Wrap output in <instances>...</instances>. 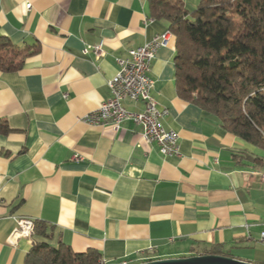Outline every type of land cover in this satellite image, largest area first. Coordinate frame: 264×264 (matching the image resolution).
<instances>
[{"label":"crops","instance_id":"obj_1","mask_svg":"<svg viewBox=\"0 0 264 264\" xmlns=\"http://www.w3.org/2000/svg\"><path fill=\"white\" fill-rule=\"evenodd\" d=\"M182 2L192 12L200 0ZM165 33L146 0H0V37L30 52L20 70H0L8 129H0V264H24L36 243L93 250L101 264L201 256L210 247L264 264V170L233 160L257 152L177 96L171 37L149 77L178 155L163 157L133 121L117 130L82 121L109 98L116 59ZM97 45L101 57L85 52ZM20 219L43 224L45 235L9 244Z\"/></svg>","mask_w":264,"mask_h":264},{"label":"trees","instance_id":"obj_2","mask_svg":"<svg viewBox=\"0 0 264 264\" xmlns=\"http://www.w3.org/2000/svg\"><path fill=\"white\" fill-rule=\"evenodd\" d=\"M151 18L167 24L174 42L177 96L218 121L256 154L233 155L264 170V0H200L189 12L182 0H146ZM30 52L0 37V70L16 72ZM0 129L7 132L5 123ZM45 226L34 223V232ZM230 257L219 247L200 254ZM24 264H101L93 250L33 244Z\"/></svg>","mask_w":264,"mask_h":264},{"label":"built area","instance_id":"obj_3","mask_svg":"<svg viewBox=\"0 0 264 264\" xmlns=\"http://www.w3.org/2000/svg\"><path fill=\"white\" fill-rule=\"evenodd\" d=\"M30 5H26L29 9ZM170 34L156 36L149 43L131 49L125 58L116 59L118 69L114 77L107 82L109 98L100 107L83 117L82 121L88 125H111L115 130L120 129L126 121H133L141 129V136L148 144H154L158 152L165 158L178 155V136L163 125V119L168 114L166 109H159L153 99L151 91L153 81L149 77L151 64L156 51L168 45ZM101 57V46L87 48ZM139 102L143 105L142 111L131 113L123 107L124 101ZM264 184V173L260 174ZM34 223L27 219H20L16 223L9 244H14L18 238H29L33 235ZM264 244V232L259 235ZM121 264H128L122 262Z\"/></svg>","mask_w":264,"mask_h":264},{"label":"water","instance_id":"obj_4","mask_svg":"<svg viewBox=\"0 0 264 264\" xmlns=\"http://www.w3.org/2000/svg\"><path fill=\"white\" fill-rule=\"evenodd\" d=\"M141 264H251V263L239 261L230 257L204 255V256H190L184 258L155 260Z\"/></svg>","mask_w":264,"mask_h":264}]
</instances>
